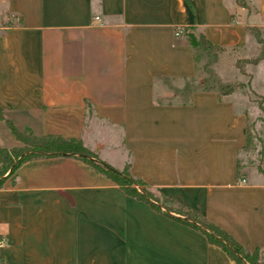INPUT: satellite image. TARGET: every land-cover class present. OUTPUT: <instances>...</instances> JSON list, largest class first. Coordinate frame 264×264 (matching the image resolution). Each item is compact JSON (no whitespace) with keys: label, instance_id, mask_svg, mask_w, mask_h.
<instances>
[{"label":"crops","instance_id":"obj_1","mask_svg":"<svg viewBox=\"0 0 264 264\" xmlns=\"http://www.w3.org/2000/svg\"><path fill=\"white\" fill-rule=\"evenodd\" d=\"M246 4L0 0V147L22 145L6 120L37 135L80 137L91 150L115 146L113 132L123 129L131 159L109 160L113 167L128 166L156 195L264 251V173L254 157L238 167L246 113L257 108L247 93L220 100L203 90L184 104L165 81L195 74L185 27L222 46L259 51L249 30L264 33V0ZM248 64L249 85L264 97V58ZM175 216L183 217L128 194L76 157L31 159L0 187L7 240L0 263L235 264Z\"/></svg>","mask_w":264,"mask_h":264},{"label":"trees","instance_id":"obj_2","mask_svg":"<svg viewBox=\"0 0 264 264\" xmlns=\"http://www.w3.org/2000/svg\"><path fill=\"white\" fill-rule=\"evenodd\" d=\"M239 4L246 6V0H238ZM185 34L189 39L194 54L195 74L186 78L183 87L172 86L169 81L171 78L165 77V81L173 89L174 93L181 98L184 104L192 101L193 93L197 90L216 92L220 100H224L234 91L245 88L244 82H232L223 79L217 72V65L223 54L229 50H236L237 47H226L209 40L203 32L196 26L185 27ZM250 33L259 43V51L256 55L246 58L248 63H258L264 58V33L259 28H250ZM253 94L258 98L259 109L262 114L252 119L249 112L246 113V146L245 152L253 153V162L259 171L264 173V138L263 130L257 132V122L264 123V97ZM0 118H4L3 109L0 108ZM16 138L22 143V146L0 147V187L4 184L7 177L12 175L24 162L49 156L68 155L83 160L93 169L105 174L117 184H119L128 194L137 198L150 201L159 211L170 214L174 211L183 217L175 216L178 220L200 229L210 242L221 246L235 264H260L258 260V250L251 251L245 248L226 230L208 220L195 210L177 204L170 198H161L150 190L140 178H134L129 171L128 166L119 170L109 163L102 161L98 153L91 150L80 137H64L56 134L37 135L30 128L20 130L10 120H6ZM259 148V150H258ZM258 151V152H257ZM255 152V153H254ZM254 154L258 158L254 156ZM252 157V156H251ZM251 161V160H250ZM239 169L242 167L241 160L238 163ZM138 185L143 187L141 190ZM152 200V201H151ZM164 203L174 205L176 208H166ZM164 207L165 209L163 210ZM2 264V263H0Z\"/></svg>","mask_w":264,"mask_h":264},{"label":"rangeland","instance_id":"obj_3","mask_svg":"<svg viewBox=\"0 0 264 264\" xmlns=\"http://www.w3.org/2000/svg\"><path fill=\"white\" fill-rule=\"evenodd\" d=\"M258 53L257 52H246V51H241L240 49H236V50H229L227 52H225L220 60V63L217 65L216 69L217 71H219V73L223 76H225V79L227 80H231L232 82H244L245 84H247V86L245 88H240L237 91H234L231 95L239 92L240 93H247V95H249L250 100H251V104H250V108H257L256 110L252 109V119L257 118L261 113V111H258V98L256 95L253 94V89L251 88V86L249 85V71L250 68L253 66L251 64H248V62L246 61V58H242L241 57H247L250 58V56H254ZM251 66V67H250ZM169 83L172 86H176V87H183L185 84L184 80H170ZM169 85V84H168ZM170 86V85H169ZM172 93H174V91H172ZM255 106V107H254ZM264 125V123L262 121H258L257 122V132H259L262 128V126ZM259 130V131H258ZM122 132L123 129L121 130L120 128H118L117 130H115V133L113 136V140L115 142V146L107 148L104 147L101 149H99V145L97 144L95 147H93V149L95 151L98 152L99 157L102 161L105 162H109V160L111 161L112 159L118 161H125L128 162L131 159V155L127 152L124 143L121 141L122 140ZM22 146V145H21ZM19 147V146H18ZM259 150V148H258ZM258 152V151H257ZM255 153V152H254ZM252 156V157H251ZM255 157L258 158V155L256 156L254 154ZM253 158V153L250 152H245L242 156V160L241 163L245 164L248 161H250V159ZM111 165V164H110ZM113 165V164H112ZM121 167H124L121 166ZM123 170V169H122ZM138 187L143 190V187L141 185H138ZM164 206L166 208H176L174 205L169 204V203H164ZM254 251V250H251ZM258 260L260 262V264H264V251L262 250H258Z\"/></svg>","mask_w":264,"mask_h":264},{"label":"built area","instance_id":"obj_4","mask_svg":"<svg viewBox=\"0 0 264 264\" xmlns=\"http://www.w3.org/2000/svg\"><path fill=\"white\" fill-rule=\"evenodd\" d=\"M96 20H99V17H96ZM183 33V30L182 29H178L175 34L176 36H179ZM245 182V179L243 180ZM7 240L5 238V236H3L1 233H0V248L3 247L5 244H6Z\"/></svg>","mask_w":264,"mask_h":264}]
</instances>
